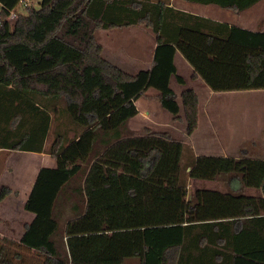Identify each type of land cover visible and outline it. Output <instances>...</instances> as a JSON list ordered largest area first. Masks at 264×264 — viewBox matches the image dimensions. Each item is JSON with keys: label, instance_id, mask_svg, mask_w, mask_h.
Returning <instances> with one entry per match:
<instances>
[{"label": "trees", "instance_id": "1", "mask_svg": "<svg viewBox=\"0 0 264 264\" xmlns=\"http://www.w3.org/2000/svg\"><path fill=\"white\" fill-rule=\"evenodd\" d=\"M184 1L241 14L262 0ZM18 5L0 0V149L43 152L52 116L82 132L68 146L56 135L49 153L57 168L40 170L26 202L35 218L20 245L35 256L0 238V264H264V159L199 156L184 169L182 142L128 129L150 89L188 136L198 129L199 95L189 89L178 99L171 88L174 77L185 84L178 53L213 92L264 90V32L178 11L169 0H39L11 23ZM138 25L157 47L151 69L130 75L104 58L96 33ZM189 179L230 190L189 195ZM12 194L3 188L0 202Z\"/></svg>", "mask_w": 264, "mask_h": 264}, {"label": "crops", "instance_id": "2", "mask_svg": "<svg viewBox=\"0 0 264 264\" xmlns=\"http://www.w3.org/2000/svg\"><path fill=\"white\" fill-rule=\"evenodd\" d=\"M169 6L178 11L219 23H226L251 32H264V0L241 14H234L216 5H202L184 0H169ZM129 28L125 27L127 30ZM145 28L151 32L152 37L143 33L136 38H128L127 43H123L124 47L121 44L130 31L117 33L115 29L104 30L105 33L102 36L104 39L106 37V41H108L104 43L99 40L103 47L104 58L130 75L150 70L157 43L155 34L147 27ZM100 32L102 31L100 30ZM129 41L136 46H128ZM175 64L178 71L177 75L185 81V84L181 85L176 77L171 79V88L179 96L178 99H180L182 92L189 89L195 90L200 97V122L196 132L192 136H188L185 122L173 121L172 114L164 109L155 98L159 95L158 90L155 89H150L147 92V97H141L136 101L139 113L130 120L129 130L135 136L144 135L146 129L155 133L170 134L175 140L184 144L182 165L191 155V152L186 151L185 148L189 145L192 150L193 147L196 149L195 153L193 152L195 159L199 156L264 159V90L213 92L202 79H192L194 70L180 53L175 57ZM248 94H254V97H247L248 99L259 100L263 102V105L258 108V103L253 106L254 102L242 101L241 98H244L242 96ZM55 118L58 119L56 122L64 120L62 116H52L43 152H17L10 149H0V192L6 187L17 193L0 202L1 239H8L20 245L25 233V226L32 223L35 218L33 213L25 210V205L40 170L42 168H57L56 161L47 149L48 137ZM135 120L138 127H130ZM70 128L79 130L75 125L67 127L66 130L68 131ZM71 134L72 132L67 133V135L64 134L69 138L66 142L67 146L75 139ZM186 163L191 165L193 161H190V164ZM187 171H190V167ZM20 247V251L27 256H35V249L21 245ZM17 262L14 260L15 264ZM124 263V260H120L84 264ZM140 264H144L143 260L140 261Z\"/></svg>", "mask_w": 264, "mask_h": 264}, {"label": "rangeland", "instance_id": "3", "mask_svg": "<svg viewBox=\"0 0 264 264\" xmlns=\"http://www.w3.org/2000/svg\"><path fill=\"white\" fill-rule=\"evenodd\" d=\"M35 7H38V5L36 3H35ZM24 9L25 8L22 5L19 4L16 7L15 10H16L17 13H20V12H24ZM12 22H15V21H12ZM126 28H128V27H126ZM132 29H134V30H132ZM101 31L102 32H100V33H99V31H97V33H96L97 40L98 41L100 40V41L106 43L108 40L106 41V37L104 39V37L102 36V34L105 33V32H103L104 30H101ZM115 31L117 33L118 32H120V33H123V32L128 33V31H130V33L128 35L126 34L127 36L124 38V42H122V44H121V46H123V47H124L123 43H127V39L128 38L133 39V38H136L138 35H142L143 33H146L148 36L152 37L151 32L149 30H146V28L144 26H141V25H138V26H135V27H130L128 30L125 29V28H115ZM145 39H146V37H145ZM100 41H99V43H100ZM128 46L134 47V46H136V44H134V43L131 44V42L129 41V45ZM262 94H263V92H262ZM253 95L254 94H248L247 96H242L244 98H241V99H242V101H245L247 103L254 102L253 106H256V103H258V105H259L258 108H260L263 105L262 104L263 102H261L259 100H256V99L252 100V99H248L247 98V97H254ZM257 95H259V94H257ZM62 105L63 104H61L60 107ZM62 117H63L62 119H64V120L63 121L61 120V122H56V121H58V119H56V118L53 121V125H52L51 131H50V134H49V137H48V142H47L48 152H50V147H51L52 143L54 142V140L56 139V135L58 133L59 134H63L64 133V134L67 135V133L72 132L71 136L74 137V135L76 133H77V135H79L81 133V131H82V129L79 128L76 125L75 126L78 127L79 130H73L72 128H70V130L67 131L66 128L67 127H71L74 124L72 123V121H71V119L69 117H67V116H62ZM130 127H135V128L138 127L137 121L135 120L130 125ZM128 129H129V125H128ZM66 139H67V141L69 140V138H67V136H66ZM185 148H186V151L191 152V155L189 157H187L185 163L183 164V168L184 169L187 166L186 162H188V164H190V161L194 162L196 160L195 157L193 156L195 151H196L195 147H193V150L191 149L192 147L190 145L187 146V147L185 146ZM74 181H77V184H78V179H76ZM74 184H72V186L70 187V189H69L70 191H72V190H74V189H76L78 187L77 186L76 188H74ZM232 186L240 188V184L235 185L234 182H233ZM198 188L219 189V190H222V191L230 190L229 187H228V184H226V182H222L221 180H218V181H205V180H195L194 181V180H190V179L188 180V193H189V195H192L194 193V191L196 189H198ZM243 192H246L248 194H257L258 193L257 191H255L253 189H243ZM124 261H125L124 264H140L141 259L140 258H131V259H125Z\"/></svg>", "mask_w": 264, "mask_h": 264}, {"label": "built area", "instance_id": "4", "mask_svg": "<svg viewBox=\"0 0 264 264\" xmlns=\"http://www.w3.org/2000/svg\"><path fill=\"white\" fill-rule=\"evenodd\" d=\"M35 3L38 4L39 0H19V4L22 5L24 8L27 7H35ZM19 13L16 10L10 12L9 21H16L18 19ZM14 23V22H12Z\"/></svg>", "mask_w": 264, "mask_h": 264}]
</instances>
